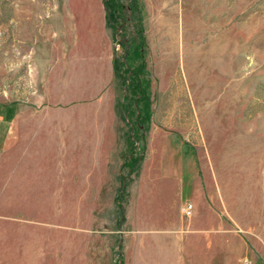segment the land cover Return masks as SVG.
<instances>
[{
  "label": "rangeland",
  "instance_id": "rangeland-1",
  "mask_svg": "<svg viewBox=\"0 0 264 264\" xmlns=\"http://www.w3.org/2000/svg\"><path fill=\"white\" fill-rule=\"evenodd\" d=\"M137 1L151 119L130 173L120 78L110 106L56 103L59 79L124 61L137 23L116 35L104 0H0V115L34 102L72 136L23 170V191L0 186V264H264V0ZM106 121L101 152L88 140Z\"/></svg>",
  "mask_w": 264,
  "mask_h": 264
},
{
  "label": "crops",
  "instance_id": "crops-1",
  "mask_svg": "<svg viewBox=\"0 0 264 264\" xmlns=\"http://www.w3.org/2000/svg\"><path fill=\"white\" fill-rule=\"evenodd\" d=\"M111 55L110 51L107 59L106 56L103 57L102 66L99 67L101 73L94 78L93 83H88L84 78L74 81L65 80L64 78L59 79L58 102L48 101L47 103H40L38 107L53 103L67 105L71 103L72 96L79 98L80 101L89 98L99 99L101 104L112 105L111 83L114 76V67ZM34 104V102L31 104L24 101L17 102L14 105V115L7 118L8 113L11 111L9 106H6L4 113L2 112L6 119H3V116L0 115V186H11L2 190L23 191V170L25 168L51 166L46 160L50 158V150H54L52 145L56 143L70 144L72 141L70 122L68 124H58L48 117L36 119ZM111 128H113L112 122L106 121L103 129L91 135L88 141L97 145V150L103 152L104 144L114 139L113 132H110ZM36 145H39V148L41 145L47 159L40 161V158L34 155Z\"/></svg>",
  "mask_w": 264,
  "mask_h": 264
},
{
  "label": "trees",
  "instance_id": "trees-1",
  "mask_svg": "<svg viewBox=\"0 0 264 264\" xmlns=\"http://www.w3.org/2000/svg\"><path fill=\"white\" fill-rule=\"evenodd\" d=\"M104 7L107 16L106 22L116 35L124 27V22L128 23L133 20L137 23L138 41L134 45L128 44L122 39L119 41L125 47V60L113 58L114 75L120 78L127 88V93L123 96V109L127 116L131 118L134 116L133 122H129L132 124L133 135L129 133L126 135L130 149L124 163L130 173H134L144 159V147L137 149L135 145L142 141V133L148 130L151 119V85L149 79L144 77L146 74L145 45L140 7L137 0H130L127 9L122 0H104ZM119 199L123 200V196L121 195ZM116 264L123 263L120 261Z\"/></svg>",
  "mask_w": 264,
  "mask_h": 264
},
{
  "label": "bare ground",
  "instance_id": "bare-ground-1",
  "mask_svg": "<svg viewBox=\"0 0 264 264\" xmlns=\"http://www.w3.org/2000/svg\"><path fill=\"white\" fill-rule=\"evenodd\" d=\"M164 1V4L162 5L165 9H168V11H169V8H170V10H172L173 11V9H175V6L173 5V3H174V1L175 0H163ZM170 13H171V11H170ZM175 14V13H174ZM172 16V15H171ZM167 20V19H166ZM172 27H174V25H173V23H172V25L171 26H169L168 28L169 29H172Z\"/></svg>",
  "mask_w": 264,
  "mask_h": 264
},
{
  "label": "built area",
  "instance_id": "built-area-1",
  "mask_svg": "<svg viewBox=\"0 0 264 264\" xmlns=\"http://www.w3.org/2000/svg\"><path fill=\"white\" fill-rule=\"evenodd\" d=\"M188 208H191V206H188L187 209H188Z\"/></svg>",
  "mask_w": 264,
  "mask_h": 264
},
{
  "label": "water",
  "instance_id": "water-1",
  "mask_svg": "<svg viewBox=\"0 0 264 264\" xmlns=\"http://www.w3.org/2000/svg\"><path fill=\"white\" fill-rule=\"evenodd\" d=\"M125 184V183H124Z\"/></svg>",
  "mask_w": 264,
  "mask_h": 264
}]
</instances>
